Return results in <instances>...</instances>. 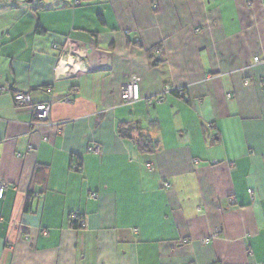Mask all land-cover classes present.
<instances>
[{
    "label": "crops",
    "instance_id": "obj_1",
    "mask_svg": "<svg viewBox=\"0 0 264 264\" xmlns=\"http://www.w3.org/2000/svg\"><path fill=\"white\" fill-rule=\"evenodd\" d=\"M73 1L0 0V264H264V0Z\"/></svg>",
    "mask_w": 264,
    "mask_h": 264
},
{
    "label": "built area",
    "instance_id": "obj_2",
    "mask_svg": "<svg viewBox=\"0 0 264 264\" xmlns=\"http://www.w3.org/2000/svg\"><path fill=\"white\" fill-rule=\"evenodd\" d=\"M77 4H79V1L75 0L73 2V5H77ZM196 31H198V29ZM102 59H104V57ZM253 61L256 64H264V58H259L258 56L253 57ZM1 90H4V87H1ZM170 90L172 89L169 87H164L160 94L156 95L153 98H148V103L149 104L161 103L165 99V94L168 93ZM176 91L179 93V95L184 94L182 89H176ZM12 97H13V101L17 105H32L34 121L31 123V125L35 130H37L43 123L51 124L50 122L51 103L50 102H39V103L31 104L30 94L27 92H15L13 93ZM120 97H121L122 103L124 104H130V103L140 100L139 78L136 75L130 76V78L122 84L121 89H120ZM71 100H72V97L70 96H66L62 99L63 102H70ZM87 150L98 154L100 153V146L98 144H94L92 146H89ZM147 166L150 167V165H147ZM6 187H7V184L3 181H0V198H2L4 189ZM91 197H95V194L92 193ZM231 202L233 203L234 200L231 199ZM71 218L77 219V215L75 213H72ZM217 234L218 232L215 231L212 236H216ZM208 241H209V238L202 239L203 243H206Z\"/></svg>",
    "mask_w": 264,
    "mask_h": 264
},
{
    "label": "trees",
    "instance_id": "obj_3",
    "mask_svg": "<svg viewBox=\"0 0 264 264\" xmlns=\"http://www.w3.org/2000/svg\"><path fill=\"white\" fill-rule=\"evenodd\" d=\"M78 1H79V4H80L81 0H78ZM79 4H77V5H79ZM150 57L153 58L152 55ZM156 62H157L156 60H153L152 63H156ZM132 131H133V127L132 126H129L127 124L125 125V123L120 124L118 126V128H117L118 134L120 136H123V137H125V136L130 137ZM135 143L137 144V146L139 147V149L141 151H145V150L152 149V148L155 147V144L152 142V140L150 139V137L148 136V134L143 133V132H138V134H137V136L135 138ZM27 203L28 202H26V204ZM77 222H78V217H77V219H73L72 226L75 227V228L79 227V225L77 224Z\"/></svg>",
    "mask_w": 264,
    "mask_h": 264
}]
</instances>
